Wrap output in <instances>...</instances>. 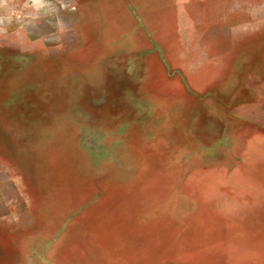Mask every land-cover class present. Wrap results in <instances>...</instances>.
I'll return each instance as SVG.
<instances>
[{
	"label": "rangeland",
	"instance_id": "1",
	"mask_svg": "<svg viewBox=\"0 0 264 264\" xmlns=\"http://www.w3.org/2000/svg\"><path fill=\"white\" fill-rule=\"evenodd\" d=\"M78 1L0 0V264H264V0Z\"/></svg>",
	"mask_w": 264,
	"mask_h": 264
},
{
	"label": "crops",
	"instance_id": "2",
	"mask_svg": "<svg viewBox=\"0 0 264 264\" xmlns=\"http://www.w3.org/2000/svg\"><path fill=\"white\" fill-rule=\"evenodd\" d=\"M77 1V4L78 5H81V4H79L78 2V0H76ZM83 4V3H82ZM77 5V6H78ZM82 6V5H81ZM19 59H22V60H25L26 62H27V59H30V57H28V55H26L25 57H19ZM110 95H111V91H109L108 92V94H107V96H106V102H105V110H107L108 109V107L111 105V99H110ZM109 99H110V101H109Z\"/></svg>",
	"mask_w": 264,
	"mask_h": 264
}]
</instances>
